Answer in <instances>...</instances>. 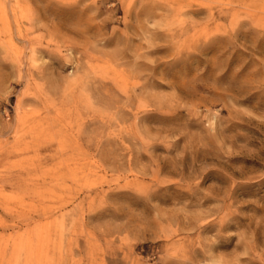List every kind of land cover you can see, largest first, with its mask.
<instances>
[{"label":"rangeland","instance_id":"1","mask_svg":"<svg viewBox=\"0 0 264 264\" xmlns=\"http://www.w3.org/2000/svg\"><path fill=\"white\" fill-rule=\"evenodd\" d=\"M0 264H264V0H0Z\"/></svg>","mask_w":264,"mask_h":264}]
</instances>
